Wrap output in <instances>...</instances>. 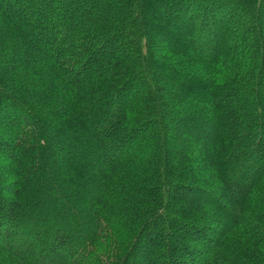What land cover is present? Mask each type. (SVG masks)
<instances>
[{"label":"trees","instance_id":"obj_1","mask_svg":"<svg viewBox=\"0 0 264 264\" xmlns=\"http://www.w3.org/2000/svg\"><path fill=\"white\" fill-rule=\"evenodd\" d=\"M0 264H264V0H0Z\"/></svg>","mask_w":264,"mask_h":264},{"label":"rangeland","instance_id":"obj_2","mask_svg":"<svg viewBox=\"0 0 264 264\" xmlns=\"http://www.w3.org/2000/svg\"><path fill=\"white\" fill-rule=\"evenodd\" d=\"M90 27H91L90 25L86 26L87 29L90 28Z\"/></svg>","mask_w":264,"mask_h":264}]
</instances>
